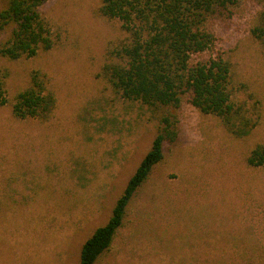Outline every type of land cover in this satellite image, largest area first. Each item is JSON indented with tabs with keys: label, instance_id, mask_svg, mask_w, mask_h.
Returning a JSON list of instances; mask_svg holds the SVG:
<instances>
[{
	"label": "rangeland",
	"instance_id": "obj_1",
	"mask_svg": "<svg viewBox=\"0 0 264 264\" xmlns=\"http://www.w3.org/2000/svg\"><path fill=\"white\" fill-rule=\"evenodd\" d=\"M100 0H46L54 43L32 57L0 54L7 102L0 106V264H79L80 248L111 214L149 150L160 117L178 135L131 198L109 248L92 264H264V167L246 161L264 144V46L250 33L259 5L238 0L210 19L230 63L232 100L255 126L235 136L214 114L127 100L102 67L121 22ZM5 0H0V8ZM0 31V39L8 30ZM32 70L55 97L46 118H18L14 96Z\"/></svg>",
	"mask_w": 264,
	"mask_h": 264
},
{
	"label": "trees",
	"instance_id": "obj_2",
	"mask_svg": "<svg viewBox=\"0 0 264 264\" xmlns=\"http://www.w3.org/2000/svg\"><path fill=\"white\" fill-rule=\"evenodd\" d=\"M251 35L264 46V0ZM46 0H5L0 8V54L10 59L32 57L54 43L51 25L40 7ZM99 12L121 22L124 37L106 50L102 71L120 97L149 106L177 108L186 101L206 114L218 116L226 129L243 136L255 126L241 104L232 100L230 63L217 47L208 26L212 18L232 16L238 0H100ZM7 102L0 74V106ZM55 104L46 75L32 70L29 85L17 92L12 112L18 118H46ZM176 116L163 113L149 150L116 198L107 221L80 248L79 264H92L109 248L122 225L127 206L163 157L165 142L178 135ZM246 161L264 167V144L255 145Z\"/></svg>",
	"mask_w": 264,
	"mask_h": 264
}]
</instances>
